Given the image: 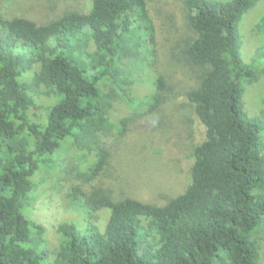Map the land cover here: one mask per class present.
Masks as SVG:
<instances>
[{"label": "trees", "instance_id": "obj_1", "mask_svg": "<svg viewBox=\"0 0 264 264\" xmlns=\"http://www.w3.org/2000/svg\"><path fill=\"white\" fill-rule=\"evenodd\" d=\"M15 1L0 3V264H264V0H179L187 37L160 65L155 0H42L44 22L10 16ZM247 37L262 45L244 61ZM151 118L192 161L185 190L160 203L103 182L110 144L130 148ZM195 121L205 138L191 143ZM58 174L77 183L78 219L48 247L26 211L40 177Z\"/></svg>", "mask_w": 264, "mask_h": 264}, {"label": "rangeland", "instance_id": "obj_2", "mask_svg": "<svg viewBox=\"0 0 264 264\" xmlns=\"http://www.w3.org/2000/svg\"><path fill=\"white\" fill-rule=\"evenodd\" d=\"M4 1L0 0V3L4 4ZM83 2H87V0ZM5 7H7L10 16H25L37 22H44L54 15L50 13V7L42 3V0H16L12 6L6 5ZM63 10L62 8L61 12ZM152 14L156 25V42L158 53L160 54V65V63L164 64L168 60L167 54L170 46L172 49L174 43L177 45V43H180L187 37L184 27V12L179 0H155L152 3ZM250 14L245 17L240 27L243 35L244 23L250 17ZM246 41V49L245 45L242 49L244 61H246L247 53L248 57L251 58L258 49L256 46L262 45V41H251L248 37ZM185 79L183 70L179 67L176 73L173 74L172 81L174 83H183ZM263 94V91H260V98H263ZM246 102L248 103V108H245L246 111L251 116H255L254 109L258 108V103L253 100L251 101L249 98ZM179 103L181 102L179 101ZM172 106H175V104ZM118 109L120 110L119 115L122 117L127 116L129 113V110L124 106H120ZM168 110L171 111L172 109L169 108ZM246 111L244 110V112ZM153 119L136 123L132 127V133L127 140L134 146L133 152L132 145H129L130 148L126 149L125 147H121V145L110 144L111 160L113 159L114 161L116 171L113 168L105 173L103 182L114 194L133 196L147 203L163 200L162 197L168 193V190H172L173 192H183L185 190L192 162L189 159V155H185L184 145L186 140L184 137L176 140L175 136L171 134L175 131L173 130L174 128L168 126V130L164 127V123L160 125L159 122ZM153 127H157L158 129L152 131ZM192 129L194 130L193 139H190L191 143L192 141L193 143H197L205 138V128L198 121L194 122ZM260 134L264 135V130ZM66 149L70 151L69 147ZM131 153L132 155L139 154L134 162H132ZM66 156H68V159L75 160L76 162L81 160L85 162L90 159L88 155ZM118 162H121V164H118ZM58 172L60 173V171ZM58 175V177L52 180L46 179L45 175L40 177V183L34 195V198H36L35 202L31 206V209L26 211V214L29 213L33 219L45 227L47 231L45 236L46 245L48 247L51 246L50 241H52V244L54 242L55 244L57 243L56 229L61 222L66 219H72L73 222L77 221L75 220L76 215L73 214L77 210L72 208L76 202L72 201L71 204L67 202L69 199L67 197L68 194L71 193V189L76 188L77 183L75 182L76 184L74 185V182L64 180V176ZM108 215V212H101L98 224L103 227ZM76 218L78 219V217Z\"/></svg>", "mask_w": 264, "mask_h": 264}]
</instances>
